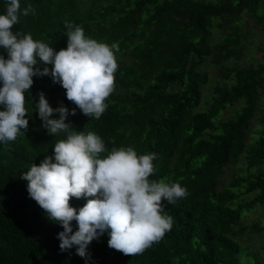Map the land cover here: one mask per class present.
Here are the masks:
<instances>
[{"label": "trees", "instance_id": "obj_1", "mask_svg": "<svg viewBox=\"0 0 264 264\" xmlns=\"http://www.w3.org/2000/svg\"><path fill=\"white\" fill-rule=\"evenodd\" d=\"M7 2L0 0V15ZM20 3L21 8L31 4L35 15L21 16L13 31L31 34L58 52L67 48L65 23L81 25L86 37L118 44L113 50L118 67L100 119L84 115L50 75L33 77L25 92L28 129L15 141L0 143V264H86L75 247L60 251L62 226L30 198L28 181L20 179L45 156L54 162L55 142L66 138L43 127L40 92L53 108L76 109L65 122L99 135L108 151L131 146L138 155L156 153L150 179L187 189L175 204L163 201L173 224L162 239L127 256L108 246L105 231L89 244L87 264H242L244 255L252 264H264V257L238 242L248 230L264 234V223L243 225L246 213L264 207V48H257L256 63L239 65L252 44L248 22L264 39V0ZM0 56L8 58L2 47ZM34 67L42 71L52 65ZM207 86L211 92L204 95ZM256 118L262 127L249 138ZM199 158L202 162L194 163ZM93 198L73 197L70 205L79 209ZM72 228L78 230L76 221Z\"/></svg>", "mask_w": 264, "mask_h": 264}, {"label": "clouds", "instance_id": "obj_2", "mask_svg": "<svg viewBox=\"0 0 264 264\" xmlns=\"http://www.w3.org/2000/svg\"><path fill=\"white\" fill-rule=\"evenodd\" d=\"M29 14L35 15L31 4L21 8L20 0H8L6 14L0 15V47L8 56H0V105L4 106L0 110V143L4 144L28 129L25 92L32 87L34 76L50 75L66 90L67 99L94 119L104 113L105 100L115 85L118 65L113 50H119L118 44L109 46L86 37L81 25L66 22L67 48L57 52L31 34L13 31L19 18ZM38 64L52 67L41 71L34 67ZM37 109L48 134L64 133L66 138L56 140L54 162L53 156H45L39 166L31 164L20 179L28 181L30 198L62 226L57 235L60 251L75 247L87 264L91 260L89 244L105 231L110 237L108 246L127 256L140 254L162 239L173 224L167 205L188 193L178 182L150 179L156 171L153 161L157 154L138 155L131 146L108 151L99 135L76 131L65 122L76 109L69 112L63 104L51 107L43 92ZM57 113L59 118H51ZM73 197L94 198L77 209L70 205ZM72 221L78 225L75 232Z\"/></svg>", "mask_w": 264, "mask_h": 264}, {"label": "rangeland", "instance_id": "obj_3", "mask_svg": "<svg viewBox=\"0 0 264 264\" xmlns=\"http://www.w3.org/2000/svg\"><path fill=\"white\" fill-rule=\"evenodd\" d=\"M210 1V0H205ZM248 31H250L251 34V40L252 44L247 45V55L244 57L243 60H240L239 65L240 66H249V62L256 63L258 58L260 57L257 48H264V39L261 37V34L259 31V27L256 26L253 22H248ZM257 33V34H256ZM208 73L211 75L212 79H214V72L212 69L208 70ZM211 92V87L207 86L204 90V95ZM261 107L264 110V96L261 101ZM59 116V114H54ZM260 127H262V124H260L258 118H256L253 122V127L250 133L249 138L255 137V130H258ZM201 163L202 159H196L194 163ZM239 167V166H238ZM264 223V207H257L256 210L246 213L243 217V225L247 227H251L252 225H262ZM238 242L241 246L247 247L250 252L257 254L260 258L264 257V234H256L255 232H252L250 230L246 231L244 235L238 237ZM242 264H252L253 261L251 257H248L247 255H244L241 259Z\"/></svg>", "mask_w": 264, "mask_h": 264}]
</instances>
